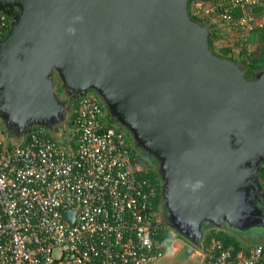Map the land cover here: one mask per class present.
I'll use <instances>...</instances> for the list:
<instances>
[{
  "label": "water",
  "instance_id": "95a60500",
  "mask_svg": "<svg viewBox=\"0 0 264 264\" xmlns=\"http://www.w3.org/2000/svg\"><path fill=\"white\" fill-rule=\"evenodd\" d=\"M188 3L0 0L13 19L0 40V120L21 124L20 142L36 127L53 136L68 112L56 87L68 99L94 94L156 162L164 205L185 212L189 225L218 229L256 213L264 68L249 81L214 56L210 27L191 19ZM61 216L73 225L74 211Z\"/></svg>",
  "mask_w": 264,
  "mask_h": 264
},
{
  "label": "built area",
  "instance_id": "2783aa9c",
  "mask_svg": "<svg viewBox=\"0 0 264 264\" xmlns=\"http://www.w3.org/2000/svg\"><path fill=\"white\" fill-rule=\"evenodd\" d=\"M193 7L244 41L264 27V0H197ZM12 22L0 13V40ZM72 114L75 149L42 127L22 146L0 139V264H160L170 247L157 238L163 227L154 191L137 174L128 136L105 125L92 95ZM65 210L75 212L73 225L62 219ZM189 253L197 264H264L260 245L233 249L213 239L190 244Z\"/></svg>",
  "mask_w": 264,
  "mask_h": 264
},
{
  "label": "rangeland",
  "instance_id": "374dc122",
  "mask_svg": "<svg viewBox=\"0 0 264 264\" xmlns=\"http://www.w3.org/2000/svg\"><path fill=\"white\" fill-rule=\"evenodd\" d=\"M214 24L218 25L217 29L221 30L220 33L222 32L225 33L226 37L227 36L229 37L228 38L229 40L231 41L235 40V37L231 35V33L226 28H223L222 25L220 26V24L216 21ZM245 37L246 39H248L249 36H245ZM224 39L226 42V38ZM226 44L228 45V42H226ZM257 47L258 46L255 44H249L247 55L250 56L249 54L251 53L253 57L255 55L258 58L259 50L257 49ZM236 53L237 52H235V54ZM55 94L63 102V104H65V108L68 110V112H67L64 124L61 125L62 127L61 126L57 127L56 133L53 135V137L55 138L59 137L60 133H58V130L63 129L67 133L66 139L70 140L71 134H70V131L67 129V122H68L69 115L71 114L72 110H69L65 103L66 100H68V97L66 93H62V92L60 93L56 91ZM19 125L21 126V124L18 123L16 124V126L12 127L11 125H8L7 123L6 124L2 123V121L0 120V139L4 140L7 145L8 144L17 145L20 142ZM114 126L115 128L116 127L119 128L118 126H116V124H114ZM126 135L130 138V135L128 133H126ZM130 142H131V138H130ZM130 144L132 147L133 146L132 143ZM132 148L136 151L134 146ZM136 152L140 156V160H141L140 167L143 170L152 169L157 172L158 170L157 164L154 160H152L150 157H146L142 155L139 150ZM261 160H260L261 163L259 162V169L261 167V164L264 167V158H262ZM159 176H161L160 173H159ZM161 183L162 182H160V186H161ZM254 183L257 187V191H256L257 196L255 198L254 203H252L250 206L256 212L254 214V218H251V221L243 218L242 221L238 220L236 222H231L226 219V221L228 222H224L223 225H220L218 227V229L210 228L208 227L209 225L204 226V224L208 222H202L201 225L199 226H193V225L187 224L186 222L189 220V218L187 217V214L185 212H182L181 210L174 208L170 204H166V206L164 205V202L162 199L163 194H161V189H160L161 199H160V203L158 206L157 219L159 221H162L163 224H165L168 231L173 236L171 249L168 252V255L166 256L165 260H162L160 264H197V260L192 255V253H190L189 255L186 254V249L189 246V240L191 239L193 241H197V243H204L206 236L211 231L222 232L224 234H227V235H230L236 238V240L240 243V245L243 248H247L250 246H256V245H264V184H263L262 179H259V178H257V181H255ZM248 194H249L248 196L251 197L250 195L253 194V191L250 190ZM234 212H237V211H234ZM259 216L262 217L263 220H260ZM172 223H173V226H172ZM180 232L183 234L184 238L181 235H179L181 234Z\"/></svg>",
  "mask_w": 264,
  "mask_h": 264
},
{
  "label": "trees",
  "instance_id": "16d2710c",
  "mask_svg": "<svg viewBox=\"0 0 264 264\" xmlns=\"http://www.w3.org/2000/svg\"><path fill=\"white\" fill-rule=\"evenodd\" d=\"M197 1V0H189L188 3V12L189 15L191 17V19L197 23H199L200 25H208L210 27V33L208 36V41H209V49L211 50L212 54L216 57H219L223 60H229L232 61L234 64L238 65L244 72H245V78L247 80H255V73L260 72L263 68H264V27L263 28H259L257 29V31L252 32L248 39L246 41L241 40V39H237L236 36L234 41L229 40L228 36L226 37L225 33H220L221 30L217 29L218 25L214 24V22H212L211 19H209L207 16H201L198 15L195 12V9L193 7V3ZM203 1V3L205 5H212L214 3L215 0H200ZM257 11V10H256ZM221 26V25H220ZM223 28H226L225 26H223ZM219 30V31H217ZM227 34V33H226ZM229 35V34H228ZM5 36V34H4ZM226 38V42H228V45L225 42ZM253 42V43H252ZM234 43V44H233ZM249 44H255L257 45V49L259 50V56L258 58L254 55V57L251 55V53L249 54L250 56H248V46ZM235 52H237L235 54ZM236 56H235V55ZM56 91L57 92H62L60 87H56ZM92 96H94L96 99H98L94 94H91ZM66 105L68 107L69 110H73L75 109L78 100H66ZM69 115V119L67 122V129L70 131L71 134V139L68 140L67 138V133L65 130L61 129L58 130V133H60L59 137L55 138L53 136L52 139L60 144L63 145H67L69 146L71 149H75L76 145H77V133L74 131V116L73 114ZM105 125L107 127H113L114 126V122L113 120L108 116V114L106 115L104 121ZM118 131H123L121 128H115ZM4 141V140H3ZM4 143L6 144V142L4 141ZM24 143H19L17 145H12V144H6L8 147L10 148H14L17 146H22ZM132 150V154H133V158L135 159L134 165L136 168L141 169V171H139L137 174L139 177L144 178L145 180H147L148 183L151 184L153 191H154V213L156 214L157 217V211H158V206L160 203V180L158 177V174L155 170L152 169H147V170H143L140 167V156L137 154V150L135 151L133 148H131ZM142 158V157H141ZM143 159V158H142ZM259 179H262L263 184H264V167L261 164V167L259 169ZM161 226L163 227L162 232H160L159 236L157 237L159 240H163L169 247L172 244V239L173 236L170 234V232L168 231L167 227L164 226V224L162 223V221H159ZM172 233V232H171ZM219 240L221 241L224 246L226 247H233V249H240L243 248L240 243L236 240V238L224 234L222 232H215V231H211L205 238L204 243H208L210 240ZM263 247L264 249V245H260Z\"/></svg>",
  "mask_w": 264,
  "mask_h": 264
},
{
  "label": "clouds",
  "instance_id": "9594fccd",
  "mask_svg": "<svg viewBox=\"0 0 264 264\" xmlns=\"http://www.w3.org/2000/svg\"><path fill=\"white\" fill-rule=\"evenodd\" d=\"M16 13V12H15ZM2 39H4V37L2 38ZM1 39V40H2ZM88 95H91V94H88ZM85 96H87V95H85ZM84 97V96H83ZM82 98V97H81ZM80 99V98H79ZM79 99H77L78 101H79ZM68 100H73L74 101V99H68ZM106 112V111H105ZM106 115H107V112H106ZM125 134L127 133V132H125V131H123ZM129 138V137H128ZM129 140H130V138H129ZM133 147V146H132ZM165 226V225H164ZM166 227V226H165ZM257 246V245H256ZM189 248H190V246H189ZM170 249H171V246H170ZM188 254H190V253H188Z\"/></svg>",
  "mask_w": 264,
  "mask_h": 264
},
{
  "label": "crops",
  "instance_id": "0c3cea01",
  "mask_svg": "<svg viewBox=\"0 0 264 264\" xmlns=\"http://www.w3.org/2000/svg\"><path fill=\"white\" fill-rule=\"evenodd\" d=\"M231 35H233V36H234V34H233V33H232ZM237 39H241V38H240V37H237ZM61 127H62V126H61ZM19 143H22V141H21V142H19ZM19 143H18V144H19ZM189 246H190V243H189ZM189 246H188V247H189ZM188 253H189V250H188V248H187V249H186V254H187V255H189ZM167 255H168V254H166V256H167ZM166 256H165V258H166ZM165 258H164L163 260H165Z\"/></svg>",
  "mask_w": 264,
  "mask_h": 264
},
{
  "label": "flooded vegetation",
  "instance_id": "af4514ba",
  "mask_svg": "<svg viewBox=\"0 0 264 264\" xmlns=\"http://www.w3.org/2000/svg\"><path fill=\"white\" fill-rule=\"evenodd\" d=\"M16 12V11H15ZM188 250H189V247H188Z\"/></svg>",
  "mask_w": 264,
  "mask_h": 264
}]
</instances>
